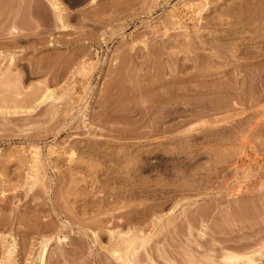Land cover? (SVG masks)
Here are the masks:
<instances>
[{
	"label": "rangeland",
	"instance_id": "374dc122",
	"mask_svg": "<svg viewBox=\"0 0 264 264\" xmlns=\"http://www.w3.org/2000/svg\"><path fill=\"white\" fill-rule=\"evenodd\" d=\"M27 1L0 7V52L18 53L0 70V264H37L44 238L45 264L264 245V0H60L65 27ZM227 7L246 19L232 36Z\"/></svg>",
	"mask_w": 264,
	"mask_h": 264
},
{
	"label": "bare ground",
	"instance_id": "6f19581e",
	"mask_svg": "<svg viewBox=\"0 0 264 264\" xmlns=\"http://www.w3.org/2000/svg\"><path fill=\"white\" fill-rule=\"evenodd\" d=\"M23 1V0H22ZM26 1V0H25ZM31 1V0H30ZM30 1H27L28 2V4L30 3ZM49 2H50V5H51V7L53 8V10L57 13V16L59 17V21H60V23L62 24V26L63 27H65V8H64V5H62V2H60V0H48ZM234 1V0H233ZM7 2V1H6ZM9 2V1H8ZM32 2V1H31ZM234 2H236V1H234ZM238 2H240V0L238 1ZM242 2V1H241ZM248 2V1H247ZM246 1H244V2H242V3H240L239 5H241V7L242 6H244L246 3H247ZM3 3V2H2ZM2 3H1V0H0V7H2ZM33 3V2H32ZM31 3V4H32ZM207 3V2H206ZM205 3V4H206ZM5 4V3H4ZM3 4V6H4V8H6L5 7V5ZM8 4L6 3V6H7ZM204 5V4H203ZM236 5V4H235ZM234 5V6H235ZM29 5H27V7H28ZM230 6H231V4H230ZM229 5H228V7H230ZM236 6H238V4L236 5ZM8 7V6H7ZM32 8H33V5L31 6ZM227 7V9L225 10V12L223 13V15L225 14L226 16L227 15H229L231 12H230V9L231 8H228ZM240 7V9H241V11H245V10H242L243 9V7L241 8ZM225 8V7H224ZM232 8H233V6H232ZM244 8L245 9H247L248 8V3H247V8L244 6ZM2 9H3V7H2ZM201 9V8H200ZM202 9H203V6H202ZM236 9H237V7H236ZM27 10L28 9H26V12H27ZM32 10V9H31ZM223 10V9H222ZM221 10V11H222ZM231 11H232V9H231ZM234 11H235V8H234ZM199 12V11H198ZM202 12V11H201ZM233 12V11H232ZM237 12H240L239 11V9H238V11ZM237 12H234V13H237ZM19 13H20V11H19ZM29 13H31V12H29ZM28 13V14H29ZM21 14H23V13H21ZM235 15V14H234ZM233 15V16H234ZM246 15V14H245ZM22 15H20V17H19V19L21 20V18L23 19V17H21ZM238 15L236 14V17H237ZM240 16V15H239ZM244 16V15H243ZM248 16V15H247ZM250 16V15H249ZM231 17H232V15H231ZM230 17V18H231ZM242 18V17H241ZM253 18V17H252ZM228 20L229 21V16H227V18L225 17V20ZM239 19V21H237ZM244 19V18H243ZM242 19V20H243ZM249 18H247V20H248ZM14 20H15V18H14ZM17 20V21H16ZM14 22H12L13 24H11V27H10V32L12 33V36L13 35H15V34H18V33H20V31L25 27V23L24 22H21L20 20H18V19H16ZM224 20V21H225ZM237 22H238V24L240 25V23L241 24H243L242 23V20L240 19V18H237V19H235ZM234 20V21H235ZM245 21H246V19H244ZM243 20V21H244ZM260 20V19H259ZM262 20V19H261ZM228 21H227V23H228ZM230 21L232 22V18L230 19ZM229 21V22H230ZM244 21V22H245ZM250 21V20H249ZM253 20H251V22H252ZM26 22V21H25ZM226 22V21H225ZM231 22H230V24H231ZM237 22H233L231 25V27H233V28H231L229 31H228V33L226 32L225 34H228V36L229 35H231L230 33H236V31L238 32V29L240 28L239 27V25H237L236 26V24H234V23H237ZM248 22V21H247ZM246 22V23H247ZM250 22V23H251ZM246 23H244V25L246 24ZM253 23V22H252ZM27 24V23H26ZM230 24L228 23V25L230 26ZM243 26V25H242ZM244 27V26H243ZM242 27V28H243ZM233 34V35H236V34ZM17 36V35H16ZM232 36V35H231ZM13 37H15V36H13ZM12 37V38H13ZM223 38V37H222ZM225 39V38H224ZM226 39H227V37H226ZM230 39H231V37H230ZM227 40H229V39H227ZM214 45V44H213ZM262 51V50H261ZM254 52V51H253ZM257 52V51H256ZM255 52V53H256ZM258 52H260L259 50H258ZM250 53H252V52H250ZM18 53H16V52H8V53H4V52H0V59H4V61H0V70L2 71L4 68H6V67H8L9 65H13V64H15L16 63V61H15V59H16V57H18V55H17ZM263 54H264V52H263ZM260 55H262V53H260ZM257 57L259 56L258 54L256 55ZM15 62V63H14ZM87 64L89 65V68L90 69H93L94 67H95V64H93L92 62H89V63H87V62H84L82 65H81V68H83V69H86L87 68ZM10 66V67H11ZM14 66V65H13ZM12 66V67H13ZM159 81L160 80H158V83H154L155 85H157L158 87H160L159 85L160 84H163V83H160L159 84ZM154 86V85H153ZM152 87V86H151ZM155 88V87H154ZM40 96V97H39ZM37 98V101H38V103H42V102H44V101H46L47 99H49V98H54V97H56L55 96V93L52 91V90H50L49 88H47L46 90H45V92H43L41 95H39ZM158 101H161L162 102V100H158ZM165 101V100H164ZM173 102V101H172ZM164 103V102H163ZM168 103V102H167ZM174 103V102H173ZM155 104H158L157 102L155 103ZM170 104H172V103H170ZM158 105H161V104H158ZM158 105H155V106H158ZM163 106H165V105H163ZM169 106V105H168ZM174 106V105H173ZM159 107V106H158ZM175 107V106H174ZM165 108V107H164ZM166 108H167V106H166ZM165 108V109H166ZM1 109V108H0ZM163 109V108H162ZM165 109H163V110H165ZM176 109V108H175ZM175 109L173 108V107H169L168 108V114L167 115H174V111H175ZM177 110V109H176ZM166 112H167V110H166ZM166 114V113H165ZM172 115V116H173ZM175 116V115H174ZM171 117V116H170ZM34 161H35V164L37 165L38 163H40V150L39 149H36V151H35V153H34ZM36 169H38L37 167H35ZM36 180H37V178H36ZM127 233H129V232H127ZM130 236V235H129ZM124 237V236H123ZM122 237V238H123ZM131 238H132V235L130 236ZM133 238H136V239H138V236H136V237H133ZM132 238V239H133ZM123 239H127V238H123ZM130 239V238H129ZM49 238L48 239H46V238H44L43 239V241H42V246H41V250H40V253H39V257H38V262H37V264H45V261H46V257H47V253H48V246H49ZM137 241V240H136ZM136 241H134V240H128V242H126V240H125V242L127 243L126 245H125V243H124V247L126 246V248H124V252H123V254L122 255H128L127 253H129L128 251L132 248V246H134V245H136L135 243H136ZM124 242V241H123ZM262 246H264V245H262ZM261 246V247H262ZM260 247V248H261ZM115 248V247H114ZM117 248L118 247H116V249H113V254H117V252L119 251V250H122L123 248H121V249H119L118 251H117ZM135 248V247H134ZM258 249L257 251L255 250V252H250V253H244V254H241V253H237V252H233V251H226L225 253H224V255H223V257H222V264H264V252L262 251V248L261 249ZM264 248V247H263ZM125 249H126V251H125ZM111 251H112V248H111ZM119 253V252H118ZM255 253H258V254H260V256L259 257H256L254 254ZM120 256V255H119ZM118 256V257H119ZM121 257H123L124 258V256H121ZM127 257V256H126ZM126 257H125V260H126Z\"/></svg>",
	"mask_w": 264,
	"mask_h": 264
}]
</instances>
